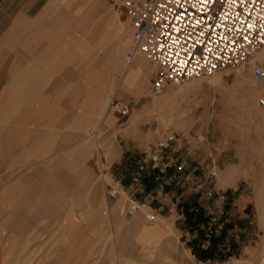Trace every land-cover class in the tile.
<instances>
[{"label":"crops","instance_id":"0c3cea01","mask_svg":"<svg viewBox=\"0 0 264 264\" xmlns=\"http://www.w3.org/2000/svg\"><path fill=\"white\" fill-rule=\"evenodd\" d=\"M80 8L77 0H0V264L29 255L42 256L43 264H264V216L257 210L263 187L251 177L264 175L259 101L220 121L203 157L212 166L194 169L198 176L192 171L185 183L171 178V169L120 164L114 184L135 182L129 196L160 223L128 217L119 199L99 186L91 190L87 161L98 145L86 138L98 124L99 92H108L115 72L104 58L100 89L96 49L85 59L81 51ZM137 57L135 66L145 63L148 75L141 71L151 82L155 72ZM259 61L264 66V50ZM245 66L217 77L222 107L236 87L264 100V80L255 84ZM211 169L218 173L212 180Z\"/></svg>","mask_w":264,"mask_h":264},{"label":"rangeland","instance_id":"374dc122","mask_svg":"<svg viewBox=\"0 0 264 264\" xmlns=\"http://www.w3.org/2000/svg\"><path fill=\"white\" fill-rule=\"evenodd\" d=\"M99 3L100 6L96 12H89L85 16L83 15L81 51L85 59L91 50L95 51L96 49L94 56L98 59V83L101 89L103 88L101 86L105 83L103 81H106V78L102 77V74H104V58L106 59V55L113 47L121 46V41L125 39L122 37H125V34L121 33L122 29H125L128 36V46L123 48L120 61L131 46V38L129 34L130 24L121 8V0H101ZM262 55L263 51L251 57L247 64L236 70H244L245 65H249L250 69L255 64L262 67L259 61ZM254 58L256 60L252 62ZM144 60L149 67V73H153L154 68L152 65L145 58ZM89 64L94 67L96 62L93 61ZM137 64L143 70V73L148 75L146 64L142 61L137 62ZM231 71L225 70L211 77L191 80L179 87L168 86L158 97H153L149 94L153 79H151V82L144 80V89L141 95H135L134 93L112 95V92L101 93L100 90L98 97V124L93 125V130L90 131L86 138L89 145L95 142L98 145L97 147L93 146L87 161L88 167H92L89 179L91 190L95 186H99L106 195V190L109 187L124 189V187L128 186L114 184L112 179V174H114L115 178L119 176L120 164H125L126 167L134 168L139 172L146 170L155 171L151 167L150 157L156 151L157 144L164 140H169L171 144L170 148L162 153L161 163H164L168 169L176 173V175L170 176L171 178H176L177 181L185 183L188 181L186 178L189 173L193 174L192 171L194 169L212 166V159L209 158L208 161L204 160L203 157L208 153L207 149L211 141L217 140L219 136L220 121H224L236 112L250 108L249 103L253 100H260V97L255 96L253 99L249 94L240 92L236 87L230 106L222 107L219 103L221 99L220 88L215 87V83L218 76H220L222 81L223 76ZM114 72L113 80L116 81L118 79L116 74L120 73V70L115 69ZM249 85H252V77ZM225 88L226 86L224 85ZM112 100L129 104L131 108L129 114L125 117H120L111 108V110L108 108L107 112L103 113L101 111L103 105L106 101H109L110 104ZM107 116L112 118V123L107 121ZM97 127L98 129H103L102 132L96 133ZM198 134L206 136L207 142L205 144L199 145L196 142L195 137ZM127 147H129V152H126ZM122 151H125L124 153L127 156L134 155V159H127L125 154H121ZM113 161L114 164L111 166ZM211 171L214 170L211 169ZM194 172L193 176L197 177L196 172L198 171L195 170ZM148 177L150 176L145 175V178ZM216 177H218L217 171L216 176H210V179L212 180ZM251 177L255 179L254 181L261 179L262 183L260 185L263 188L260 193L264 195V175H251ZM167 180L168 178L166 182ZM168 182L171 183L170 181ZM129 185H136V183L133 182ZM134 192L129 195L134 194ZM129 195H121L117 198L120 201V208L125 206L123 213L126 216L129 200H134ZM257 210L258 216H264V205L257 207ZM146 213L153 214L157 224L161 222L156 214L150 210L142 209L139 212V216L143 217ZM147 242L152 244L155 242L152 234L147 233ZM90 256L92 258L97 256L96 248L90 252ZM25 257L27 258L26 261L21 260L18 264H43L42 256L29 255Z\"/></svg>","mask_w":264,"mask_h":264},{"label":"built area","instance_id":"2783aa9c","mask_svg":"<svg viewBox=\"0 0 264 264\" xmlns=\"http://www.w3.org/2000/svg\"><path fill=\"white\" fill-rule=\"evenodd\" d=\"M121 8L130 24L131 46L123 57L125 66L142 55L154 68L149 94L158 97L168 86L183 84L225 70H236L264 49V0H121ZM253 82L264 80L259 65L252 68ZM259 104L264 105L260 99ZM112 111L120 117L130 112V105L113 101ZM199 145L207 142L204 134L195 137ZM170 141L157 144L150 157L152 169L167 172L161 155ZM181 170V168H179ZM211 177L216 171H211ZM136 185L124 189L109 187L108 199L129 195ZM126 214L134 217L141 204L129 200ZM146 223L155 216L144 215ZM219 264H231L227 261Z\"/></svg>","mask_w":264,"mask_h":264},{"label":"bare ground","instance_id":"6f19581e","mask_svg":"<svg viewBox=\"0 0 264 264\" xmlns=\"http://www.w3.org/2000/svg\"><path fill=\"white\" fill-rule=\"evenodd\" d=\"M72 1H74V0H69L67 2V4L70 5V3H72ZM100 1L101 0H77V2H79V4L81 5L80 10L82 11V15H84V16H85V14H87L89 12H96L97 8L100 6L99 5ZM103 5H105V4H103ZM84 16H83V18H84ZM123 25H125V24H123ZM121 33L125 34V37L122 36L123 39L124 38L125 39H124V41H121L122 42L121 46H118L116 48L113 47L110 50V52H108V54L106 55V59H105V61L107 62L106 63L107 65H109L110 67L113 66V70H115V69H119L120 70V73L116 74V77L118 78L116 81H114L112 79L109 80L110 86H109L108 91L112 92V95H116V94H119V93H121V94H123V93H127V94L134 93L135 95H139V94L141 95V94H143V89H144L143 88V82L145 80V76L143 75V73L141 71V68L138 67V66H135V63H136L138 57H136V59L128 66L124 65L123 59L120 61L121 52H122L123 48L128 46L127 45L128 36L126 35L125 29L124 30L122 29ZM118 41H117V43H118ZM263 50H261L260 52H262ZM259 53H257V54H259ZM257 54H255V55H257ZM252 57H254V55ZM255 60H256L255 58L252 59V62H254ZM255 65H257V64H255ZM261 68L264 70L263 64H262ZM112 84H113V88H112ZM111 102H110V104H111ZM110 104H109V101H106V103L103 105L101 111H103V113H106L108 108H109V110H111L110 109ZM107 121L112 123V118H110V116H107ZM102 130L103 129H98V127H97L95 132L96 133H100V132H102ZM260 217H263V216H260Z\"/></svg>","mask_w":264,"mask_h":264}]
</instances>
